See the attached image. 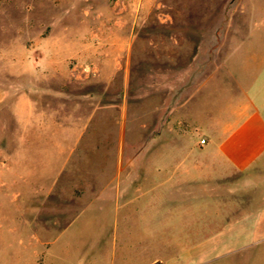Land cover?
<instances>
[{"label": "rangeland", "instance_id": "374dc122", "mask_svg": "<svg viewBox=\"0 0 264 264\" xmlns=\"http://www.w3.org/2000/svg\"><path fill=\"white\" fill-rule=\"evenodd\" d=\"M252 8L0 0V264H165L202 241L151 221L147 178L161 136L188 144V108ZM209 264H264V245Z\"/></svg>", "mask_w": 264, "mask_h": 264}, {"label": "crops", "instance_id": "0c3cea01", "mask_svg": "<svg viewBox=\"0 0 264 264\" xmlns=\"http://www.w3.org/2000/svg\"><path fill=\"white\" fill-rule=\"evenodd\" d=\"M252 14L249 38L207 73L188 108V144L158 140L148 217L188 224L202 239L165 264H209L264 245V0H253Z\"/></svg>", "mask_w": 264, "mask_h": 264}, {"label": "built area", "instance_id": "2783aa9c", "mask_svg": "<svg viewBox=\"0 0 264 264\" xmlns=\"http://www.w3.org/2000/svg\"><path fill=\"white\" fill-rule=\"evenodd\" d=\"M205 140H202L201 143H204Z\"/></svg>", "mask_w": 264, "mask_h": 264}]
</instances>
